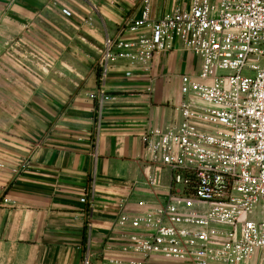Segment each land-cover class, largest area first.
<instances>
[{
  "label": "crops",
  "instance_id": "0c3cea01",
  "mask_svg": "<svg viewBox=\"0 0 264 264\" xmlns=\"http://www.w3.org/2000/svg\"><path fill=\"white\" fill-rule=\"evenodd\" d=\"M190 7L191 0H152L150 17ZM141 13L140 0H0V73H15L17 49L10 44L21 35L41 44L47 62L38 76L24 70L23 79L8 78L12 92L2 101L0 264H82L88 247L91 264H111L105 255L127 260L115 226L123 200L135 209L140 201L164 199L171 174L146 161L142 134L180 120L181 75L197 76L201 58L176 42L149 70L115 62L106 82L113 99L99 131L91 97L99 89L96 62L106 36ZM150 175L158 181L154 190L145 184ZM92 180L88 222L81 197ZM148 264L179 263L154 258Z\"/></svg>",
  "mask_w": 264,
  "mask_h": 264
},
{
  "label": "built area",
  "instance_id": "2783aa9c",
  "mask_svg": "<svg viewBox=\"0 0 264 264\" xmlns=\"http://www.w3.org/2000/svg\"><path fill=\"white\" fill-rule=\"evenodd\" d=\"M140 1L141 16L106 36L96 62L97 130L113 99L106 82L115 62L149 70L155 56L180 42L202 64L197 76L181 75L180 120L142 134L146 161L171 174L164 199L135 209L123 200L115 226L128 259L104 258L264 264V0H191L189 9L157 19L152 0ZM147 89L154 91L152 83ZM145 184L159 187L154 175ZM95 195L92 180L81 197L88 222ZM91 260L88 247L82 264Z\"/></svg>",
  "mask_w": 264,
  "mask_h": 264
},
{
  "label": "rangeland",
  "instance_id": "374dc122",
  "mask_svg": "<svg viewBox=\"0 0 264 264\" xmlns=\"http://www.w3.org/2000/svg\"><path fill=\"white\" fill-rule=\"evenodd\" d=\"M64 10H68L70 12V15L65 14ZM62 13L67 18L73 17V11L70 7H63ZM64 24L65 32H69L71 24L66 22ZM48 25L54 28V25L52 23H49ZM43 43L46 46V40H44ZM40 45L39 42L38 44L30 41L27 42L26 40H24V37H22V35L21 37L16 39L15 42L10 44V47H15L17 49L16 69L13 68L16 74L12 73V77H9V73L7 70L5 71V73H0V75L2 76V78L0 79V111L7 110V103H4L2 101L4 97L8 96L12 92L13 83L11 84V80L8 78H12L14 80L16 77H20L23 79V75L25 74L24 70H28V72L30 71L31 74L35 73L38 76L37 73L41 70V66L46 65V56L39 49ZM5 46L7 47L8 44L6 43ZM28 80H30V78H28Z\"/></svg>",
  "mask_w": 264,
  "mask_h": 264
}]
</instances>
